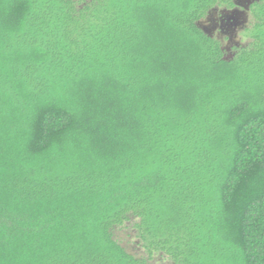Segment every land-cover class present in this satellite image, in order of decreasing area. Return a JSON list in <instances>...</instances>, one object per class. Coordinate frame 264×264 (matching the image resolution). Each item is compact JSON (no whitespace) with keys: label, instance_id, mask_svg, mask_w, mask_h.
<instances>
[{"label":"trees","instance_id":"16d2710c","mask_svg":"<svg viewBox=\"0 0 264 264\" xmlns=\"http://www.w3.org/2000/svg\"><path fill=\"white\" fill-rule=\"evenodd\" d=\"M233 7L0 0V264H264V0L199 25Z\"/></svg>","mask_w":264,"mask_h":264},{"label":"flooded vegetation","instance_id":"af4514ba","mask_svg":"<svg viewBox=\"0 0 264 264\" xmlns=\"http://www.w3.org/2000/svg\"><path fill=\"white\" fill-rule=\"evenodd\" d=\"M253 0H233L234 7L230 9L214 8L204 20L199 23L200 27L210 35L218 38H226L227 45L225 48L229 50L231 46L239 45L232 37L236 29L242 24L250 22L248 11ZM247 25H245L247 27ZM244 27V26H243ZM228 34V36H224Z\"/></svg>","mask_w":264,"mask_h":264},{"label":"rangeland","instance_id":"374dc122","mask_svg":"<svg viewBox=\"0 0 264 264\" xmlns=\"http://www.w3.org/2000/svg\"><path fill=\"white\" fill-rule=\"evenodd\" d=\"M204 24L207 25V22L204 21ZM247 23L242 24V26L235 30V32H232L233 40L239 44H246V41L248 39L245 38L244 32ZM244 26V27H243ZM248 26V25H247ZM224 36H228V34H225ZM227 42V41H226ZM115 235L117 239L120 241L121 245L126 249L127 252L135 255V256H143L144 251L141 249V247L138 245L134 233L129 227H123L120 229H117L115 231ZM151 264H168V260H166L163 257H160L158 255H155L150 261Z\"/></svg>","mask_w":264,"mask_h":264}]
</instances>
